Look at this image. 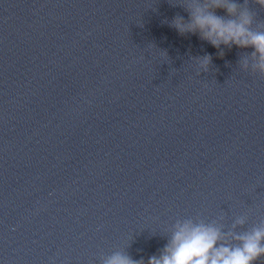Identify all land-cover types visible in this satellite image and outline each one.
Here are the masks:
<instances>
[{
	"label": "clouds",
	"instance_id": "clouds-1",
	"mask_svg": "<svg viewBox=\"0 0 264 264\" xmlns=\"http://www.w3.org/2000/svg\"><path fill=\"white\" fill-rule=\"evenodd\" d=\"M256 3L264 7V0H256ZM182 6L188 19L176 15L170 25L180 35L198 34L216 49L221 45L252 48L254 51L242 64L248 68L250 59L251 72L264 77V31L252 30L250 11L240 10L232 0H188ZM218 9L223 10L227 18L218 15ZM219 54L223 56L224 53ZM194 59L206 71L212 57L205 54ZM220 237L221 233L214 227L187 221L177 226L160 257H150L148 264H257L264 257V229L237 237L240 244L236 247L218 244ZM106 264H143V261L115 254Z\"/></svg>",
	"mask_w": 264,
	"mask_h": 264
}]
</instances>
